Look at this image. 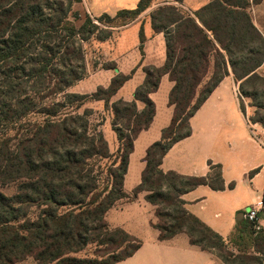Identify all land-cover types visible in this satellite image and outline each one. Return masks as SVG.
<instances>
[{
  "label": "trees",
  "instance_id": "1",
  "mask_svg": "<svg viewBox=\"0 0 264 264\" xmlns=\"http://www.w3.org/2000/svg\"><path fill=\"white\" fill-rule=\"evenodd\" d=\"M184 1L165 0L151 11L153 31L165 36V63L144 67L145 79L132 100H114L134 71L106 67L116 74L91 95L65 90L86 75L84 42L112 35L100 23L135 19L155 0H140L114 16L102 13L99 23L86 14L79 25L68 17L80 19L72 8L81 0H0V264L28 258L33 264H114L125 259L142 241L111 227L106 214L118 201L133 200L140 192L156 207L158 221L152 226L161 240L186 233L192 244L228 264L263 263L262 257L245 250L248 245L246 249L264 253L261 227L245 219L226 241L185 206L182 195L199 185L225 187L219 165L211 164L213 171L203 176L161 167L169 149L192 134L191 117L230 74L238 84L242 111L243 100L249 98L248 105L256 109L249 120L264 124L258 111H264V76L258 72L264 62V36L250 13L262 0H210L196 11L176 4ZM145 38L141 27V44ZM166 74L173 82L168 95L172 118L146 150L141 183L127 193L124 180L134 142L154 120L156 103L150 95ZM45 89L46 96L63 92L65 101L39 107L36 95ZM91 97L103 100L107 108L111 103L115 152L101 130L90 131L87 110L62 113L75 102L80 108ZM33 112L43 119L22 122ZM11 184L16 185L12 195L2 192L1 187ZM91 245L92 254L78 256ZM124 247L130 248L119 252Z\"/></svg>",
  "mask_w": 264,
  "mask_h": 264
},
{
  "label": "crops",
  "instance_id": "2",
  "mask_svg": "<svg viewBox=\"0 0 264 264\" xmlns=\"http://www.w3.org/2000/svg\"><path fill=\"white\" fill-rule=\"evenodd\" d=\"M83 1L93 14L99 15L134 8L140 0ZM209 1L185 0L183 4L186 9L196 11ZM250 13L254 24L264 36V0L253 4ZM145 18L144 25L142 21L136 22L121 31L110 50V58L116 62L118 70L126 74L134 71L132 77L114 96V100H132L136 88L145 79L143 67L164 64L165 36L162 32L153 31L150 16L146 14ZM141 27L146 36L143 54L138 49ZM129 29L133 30L132 39H129ZM102 44H107V41ZM107 71L110 76L102 83L105 87L117 72L116 69ZM172 86L169 76L164 75L159 89L150 95L156 103V115L150 127L142 130L135 139L124 180L127 193H131L141 183L146 150L161 138L163 128L171 121L173 107L168 103V95ZM237 90L238 84L233 74L226 76L191 117L192 134L176 142L161 165L165 172L173 170L189 176L207 175L213 171L211 164L219 165L225 185L223 189H213L202 184L184 193L182 198L188 211L226 241L238 224L245 220V211L255 205L264 204V147L255 140L247 125ZM112 138L118 142L116 135H112ZM145 194L140 192L133 200L118 201L106 214L111 227H121L142 241L132 255L114 264H228L214 253L192 244L186 233H178L170 239L161 240L159 231L152 226V222L157 219L155 207L146 201ZM237 213L239 216L235 221ZM259 219L261 229L264 230L263 212L259 213ZM231 247L234 253H239L236 247ZM247 254L264 255L252 248Z\"/></svg>",
  "mask_w": 264,
  "mask_h": 264
},
{
  "label": "rangeland",
  "instance_id": "3",
  "mask_svg": "<svg viewBox=\"0 0 264 264\" xmlns=\"http://www.w3.org/2000/svg\"><path fill=\"white\" fill-rule=\"evenodd\" d=\"M54 1H56V0H54ZM164 1L165 0H163V1L162 0H155V2H153L151 7H149L147 10L142 12L135 19L117 18L110 24L100 23L101 27L111 30L112 35L105 40H101V39L93 37L89 41L84 42L83 46H84L85 54H86V69H87L86 75L82 79L76 81V83L67 87L65 92L91 95L97 91V88L99 86H103L102 83L104 81L106 82L110 76L109 71H107L108 68H106V67L116 65V62L110 58L111 57L110 50L113 49L114 42L118 38V35L121 33V31H123L124 29H128L131 25H133L136 22L142 21V24L144 25L145 19H146L145 18L146 14H147V16H150L151 11L153 9L157 8L159 5H161ZM176 4L181 9H183L184 11H190V10L186 9L187 7H185V5L183 3L177 2ZM52 5H53V3H52ZM72 9L78 11L80 19H75L74 16L71 14L69 15L68 19L71 22L75 23L76 25H79L83 21L84 15H86V14L89 15L90 17H92L97 23H99V21L97 20V17H99L101 14H99V15L93 14V12L87 8V6L85 5L83 0H81V2H79L77 4L75 3L73 5ZM45 11L47 13H50L49 7H46ZM115 14H116L115 12L110 13V15H112V16H114ZM127 32L129 35V39H132L133 30L129 29V30H127ZM145 40H144L143 44H141V42L138 44V49L141 51L142 54H143V48H144ZM106 41H107V44L103 45L102 43L106 42ZM134 49H132V50H134ZM136 52H138L137 49H136ZM165 60H166V57H165ZM164 63H165V61H164ZM263 65H264V62L258 70V72L262 76H264V66ZM154 66H156V65H154ZM111 69L112 68H110V70ZM212 69H213V64L210 67V70H212ZM46 92H49V89L42 90L36 95V102L39 104V107L44 106V105H50L56 101H65V99H64L65 95L63 92H60L57 94H49L47 96H46ZM237 92H238L239 104H240V108H241L239 90H237ZM249 102H250V99L245 98L243 100V103H244V106L246 108V112L242 111V109H241L245 118H248V119L252 114L255 115L254 113L256 111V109L254 107H250L248 105ZM76 103L77 102L72 104L73 107L69 105V106H66L65 108H63L62 113L66 112V111H74L75 110L76 113L84 114L85 110H87L86 113L88 115V119H89V123H90V131L93 132L95 129L97 131L101 130L108 140L110 152H115L117 149L118 142L116 141V139L114 140V138H112V135H116V134L112 128V119H113L114 115H113L111 103H109L110 107L107 108V107H105L103 100H97V99H94L92 97L84 100V103L81 104L80 108H76V105H77ZM139 105H142V103L139 102ZM258 111H259L260 117H262V119L264 121V111L263 110H258ZM62 113H60V114H62ZM42 119H43V116L41 114H39L37 112H33L32 114L28 115L26 118L22 119V122L42 120ZM251 124H257L256 126L253 125L252 126L253 128H252L251 125L249 123H247L249 128L251 127L252 129H258L257 130L258 132H260V127L264 126V124H261V123H252L251 122ZM7 128L9 131L12 130V128H9V127H7ZM15 188H16V185L11 184V185L1 187V190H2V192L6 193L7 195H12L15 191ZM154 211L156 212V207L154 208ZM166 211L171 212V209L166 210ZM155 215H156V213H155ZM238 216H239V213H237L235 215V221H237ZM157 221H158V218L156 219L155 222H157ZM244 244H245V246L248 244L247 238H246ZM247 246L245 247V250L249 251V249L251 247L246 249ZM127 248L129 249L130 247H124V248H122V250H119V252L125 251V249H127ZM93 251H95V246L91 245L86 249V251L79 253L78 256L82 257V256H85L86 254L90 255L93 253ZM259 257H262L264 259V255H260ZM16 264H33V259L28 258L27 260L16 263Z\"/></svg>",
  "mask_w": 264,
  "mask_h": 264
},
{
  "label": "built area",
  "instance_id": "4",
  "mask_svg": "<svg viewBox=\"0 0 264 264\" xmlns=\"http://www.w3.org/2000/svg\"><path fill=\"white\" fill-rule=\"evenodd\" d=\"M247 123H249L251 125V127L253 125H257V124H251V121L246 118ZM250 127V131H252V135L255 138V140L262 146L264 147V126L260 127V132H258V129H252ZM252 129V130H251ZM263 212L264 213V204H259V205H255L253 207H251L249 210L244 212V218L252 223L255 224V226L259 229L260 226V219H259V213Z\"/></svg>",
  "mask_w": 264,
  "mask_h": 264
}]
</instances>
